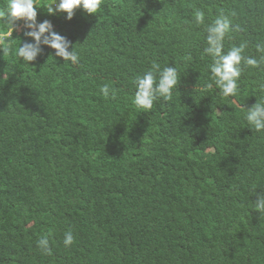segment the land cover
Returning a JSON list of instances; mask_svg holds the SVG:
<instances>
[{"label": "trees", "instance_id": "trees-1", "mask_svg": "<svg viewBox=\"0 0 264 264\" xmlns=\"http://www.w3.org/2000/svg\"><path fill=\"white\" fill-rule=\"evenodd\" d=\"M51 2L39 0L37 20L72 42L78 65L44 45L23 62V22L12 37L0 22V264H264L253 210L264 131L244 119L264 97V64H242L237 94L223 97L205 89L204 53L206 26L224 15V51L246 44L260 59L264 0H101L71 20L48 15ZM154 63L176 67L178 85L137 109L134 80Z\"/></svg>", "mask_w": 264, "mask_h": 264}, {"label": "clouds", "instance_id": "clouds-1", "mask_svg": "<svg viewBox=\"0 0 264 264\" xmlns=\"http://www.w3.org/2000/svg\"><path fill=\"white\" fill-rule=\"evenodd\" d=\"M39 0H2L0 4V22L10 26L8 35L12 37L13 31L19 22H23L24 37L28 40H20L16 55L25 63L30 64L43 55L44 49L41 45L54 50L49 57L61 58L64 62L78 65L79 54L74 50V45L65 36L53 30V24L45 19L38 22ZM48 15L66 14L65 19H73L76 10H82L88 16H94L101 8V0H52L46 7ZM197 24L204 23V13L197 10L194 13ZM230 21L228 17L221 15L205 28L206 45L204 53L212 58L210 68V82L205 85V89H212L215 86L219 94L223 97L235 96L238 90V80L242 72V64L248 67H260L264 64V55L260 59L254 56H245L246 44L233 46L228 51H224V41L230 31ZM239 30V26H237ZM258 52L264 54V45L257 46ZM2 53H7V48L0 49ZM179 82V73L176 67L165 66L161 68L159 64L152 67L142 75H137L134 80L135 94L132 103L137 109L145 111L153 108L154 102L160 98L170 100L173 90ZM264 90V84L260 85ZM100 92L105 97H114L115 92L110 90V85L105 84L100 88ZM244 119L250 129L257 132L264 131V97L244 110ZM253 200V210L259 214H264V191L255 192ZM74 243L72 231H67L64 235L63 244L68 247ZM40 249L49 250L47 238H40L37 242Z\"/></svg>", "mask_w": 264, "mask_h": 264}, {"label": "rangeland", "instance_id": "rangeland-1", "mask_svg": "<svg viewBox=\"0 0 264 264\" xmlns=\"http://www.w3.org/2000/svg\"><path fill=\"white\" fill-rule=\"evenodd\" d=\"M22 26H23V24H20L19 26H18V31H20V29L22 28Z\"/></svg>", "mask_w": 264, "mask_h": 264}]
</instances>
